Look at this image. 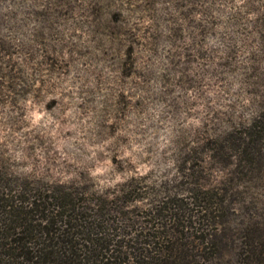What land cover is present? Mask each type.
Masks as SVG:
<instances>
[{"label":"rangeland","instance_id":"374dc122","mask_svg":"<svg viewBox=\"0 0 264 264\" xmlns=\"http://www.w3.org/2000/svg\"><path fill=\"white\" fill-rule=\"evenodd\" d=\"M262 115L264 0H0V178L129 246L193 221L192 264H233L264 227Z\"/></svg>","mask_w":264,"mask_h":264},{"label":"trees","instance_id":"16d2710c","mask_svg":"<svg viewBox=\"0 0 264 264\" xmlns=\"http://www.w3.org/2000/svg\"><path fill=\"white\" fill-rule=\"evenodd\" d=\"M264 115L245 131L250 136L262 130ZM215 150V149H214ZM175 220V215H172ZM110 219L99 210L91 213L79 206L71 193L13 185L0 178V264H192L181 229L145 233L139 248L116 238L107 227ZM161 228L162 225H160ZM158 229V228H157ZM196 234L198 229H194ZM134 240L137 243V236ZM195 236V235H194ZM211 236V235H209ZM201 241L204 237H194ZM243 244L232 251L233 264H264V227L256 223L243 233ZM204 248V247H203ZM218 253H221L219 248ZM202 258V256H199Z\"/></svg>","mask_w":264,"mask_h":264}]
</instances>
